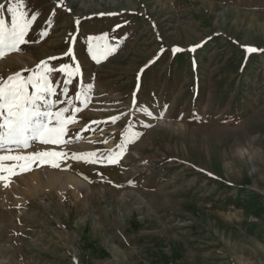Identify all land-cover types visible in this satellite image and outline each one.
<instances>
[{"label":"rangeland","instance_id":"374dc122","mask_svg":"<svg viewBox=\"0 0 264 264\" xmlns=\"http://www.w3.org/2000/svg\"><path fill=\"white\" fill-rule=\"evenodd\" d=\"M24 3L35 42L0 59V83L42 61L74 71L69 49L81 75L51 81L72 143L27 151L67 153L59 167L0 182V264H264V0ZM89 43L114 51L97 63ZM89 153L103 162L73 158ZM52 171L82 179L79 201L55 186L16 203Z\"/></svg>","mask_w":264,"mask_h":264},{"label":"snow or ice","instance_id":"6c2138e0","mask_svg":"<svg viewBox=\"0 0 264 264\" xmlns=\"http://www.w3.org/2000/svg\"><path fill=\"white\" fill-rule=\"evenodd\" d=\"M25 8L24 0H9V6L6 12L11 16V23H6L3 17H0V59L6 55L21 51V46L34 43L26 39L28 33L37 17L35 14L29 17ZM5 5L0 4V10H4ZM55 13H53L54 15ZM103 15V14H101ZM49 25L52 20L47 22ZM79 24V20L76 21ZM47 35V31H41L40 36ZM114 49L108 44L98 45L93 50L91 43L88 45V52L91 58L97 63L100 62L99 57L102 55L107 57ZM172 52H179L181 49L173 48ZM195 51V47L191 49ZM248 53L258 51L255 48L247 47ZM67 55L71 56L69 49ZM57 59V58H50ZM68 63L57 69L55 66H48L47 63L41 62L30 72L28 76H24L22 70L20 73L13 74L7 78L6 83H0V182L3 187L9 186L10 178L19 175L20 172H28L32 170V165L42 166L48 164L53 168L59 167L58 160L67 155L63 151H32L27 153L26 150L33 148L35 144L40 145H68L71 140L64 139L67 135L66 126L69 123L70 107H63L59 110L57 105L65 103L54 99L57 95L56 88L52 85V74L57 70L68 76L66 84L72 83V77L81 72L80 65L77 63L74 71H67ZM31 89V90H30ZM91 85H89V90ZM68 94V88L64 87L62 95ZM82 93L77 92L76 99L80 100ZM88 97L85 96L80 100L81 104H87ZM70 106L71 101H66ZM79 111V109H76ZM114 122V120H113ZM121 151L111 153L106 158L108 163H117L122 157L124 146H120ZM95 153H89L87 156L73 155L74 159L84 160V162H103V160H93L91 157ZM14 161L16 163L6 165L5 162Z\"/></svg>","mask_w":264,"mask_h":264},{"label":"bare ground","instance_id":"6f19581e","mask_svg":"<svg viewBox=\"0 0 264 264\" xmlns=\"http://www.w3.org/2000/svg\"><path fill=\"white\" fill-rule=\"evenodd\" d=\"M17 57L18 56H15V57L12 56L10 58H7V61H9V63H7L8 66L6 68H4V72L7 71V70H10V71L14 70L15 62H17V60H18ZM1 75L2 74L0 73V76ZM82 144H83V146H87L88 145V146L91 147L93 142L84 141V142H82ZM112 145H113V143L108 144L109 147L112 146ZM35 147H36V144L34 145L33 148H35ZM31 150H32V148H29V149L26 150V152L27 151H31ZM41 173L42 172L35 173L34 175L33 174L31 175L33 181L35 182V184H32V183L30 185H29V183H27V185L25 184L26 187L23 188V192L20 191L21 193H23L22 196L19 197V198H16L17 199V201H16L17 204H22L24 202L23 200H21V198L24 197V196L27 197V198L28 197L29 198L37 197L38 194H40V193H42V192H44L46 190H52L55 186H58L57 187L58 188V193H59V195L61 197H63V195L65 193L70 191L71 195L74 197L73 199H76V200L79 201L80 195H81V184H82V179L80 177L76 176L75 174H72L71 172L70 173H68V172H66V173L65 172L57 173V172L52 171V172L44 173L45 175H43V178H40V177H42ZM28 180H30V179H28ZM22 186H24V185H22ZM14 189H12V190H14ZM18 192L19 191L17 190L16 193H18ZM4 205H6V204H4Z\"/></svg>","mask_w":264,"mask_h":264}]
</instances>
